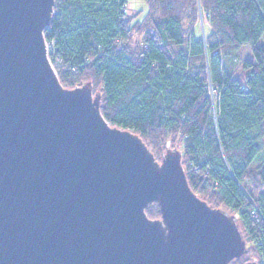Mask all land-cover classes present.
I'll return each mask as SVG.
<instances>
[{
	"label": "water",
	"instance_id": "1",
	"mask_svg": "<svg viewBox=\"0 0 264 264\" xmlns=\"http://www.w3.org/2000/svg\"><path fill=\"white\" fill-rule=\"evenodd\" d=\"M55 0H0V264H231L236 216L111 125L87 81L64 87L44 29ZM159 206L160 217L146 208ZM244 264H255L247 261Z\"/></svg>",
	"mask_w": 264,
	"mask_h": 264
},
{
	"label": "trees",
	"instance_id": "2",
	"mask_svg": "<svg viewBox=\"0 0 264 264\" xmlns=\"http://www.w3.org/2000/svg\"><path fill=\"white\" fill-rule=\"evenodd\" d=\"M144 1L137 19L127 0H55L44 38L58 78L66 88L91 82L103 117L156 159L167 141L178 148L191 190L238 214L248 252L264 260V0ZM197 8L208 14L203 37ZM242 46L251 58L238 65ZM207 80L219 92L216 122ZM145 211L160 217L157 203Z\"/></svg>",
	"mask_w": 264,
	"mask_h": 264
},
{
	"label": "rangeland",
	"instance_id": "3",
	"mask_svg": "<svg viewBox=\"0 0 264 264\" xmlns=\"http://www.w3.org/2000/svg\"><path fill=\"white\" fill-rule=\"evenodd\" d=\"M146 10H147V5H146V2L144 0H127V5H126L127 14H131V13L136 12L138 14L137 19H141L144 16V14L146 13ZM207 27H208V25H207L206 18H204V11L201 10V8H197V20L195 23V34L203 37L204 31L207 30ZM47 43L48 42L46 41V46H47ZM49 43L51 45L50 41H49ZM259 43L264 44V35L259 40ZM48 54H51V53L48 52ZM250 58H251V53H250V48L248 46H242L237 50V52H236V61H237L236 64L239 65V63L242 60L250 59ZM49 60L52 64L50 57H49ZM52 66H53V64H52ZM211 112H210L209 116L213 117V113H211ZM165 147H166L165 150L160 155V157L157 159V161L161 160L162 155L166 152L167 148H172L170 146L169 141H167ZM174 149L179 150L178 148H174ZM261 157L264 159V151L261 153ZM226 211L231 215V213L228 210H226ZM233 215L236 216L239 229L243 235L242 229H241L239 222H238V214H233ZM243 238H244V235H243ZM246 248H247V252L244 255H246L248 253V257H249L248 261H254L255 264H263L264 263L263 259H260L257 255L252 254V252H248L249 244L247 242H246Z\"/></svg>",
	"mask_w": 264,
	"mask_h": 264
},
{
	"label": "built area",
	"instance_id": "4",
	"mask_svg": "<svg viewBox=\"0 0 264 264\" xmlns=\"http://www.w3.org/2000/svg\"><path fill=\"white\" fill-rule=\"evenodd\" d=\"M208 14H205L204 13V18H207ZM47 51L49 53H52L53 52V42L51 41V45L50 43L48 42L47 43ZM49 55V54H48ZM59 60V59H57ZM54 64L57 63V61L54 60L53 62ZM52 63V64H53ZM53 64V66H54ZM207 94H208V97H209V100H210V112L213 113V117L210 116V118L216 122V119H217V115H218V109H217V104H218V101H219V92L218 90L212 85V83L210 82V80H207ZM210 115V113H209Z\"/></svg>",
	"mask_w": 264,
	"mask_h": 264
}]
</instances>
